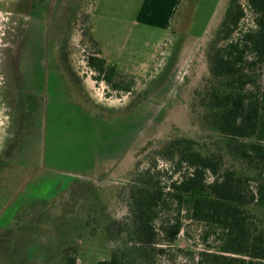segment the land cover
I'll list each match as a JSON object with an SVG mask.
<instances>
[{
    "label": "rangeland",
    "instance_id": "obj_1",
    "mask_svg": "<svg viewBox=\"0 0 264 264\" xmlns=\"http://www.w3.org/2000/svg\"><path fill=\"white\" fill-rule=\"evenodd\" d=\"M179 1L67 0L62 17V0H0V158L9 161L0 170V264L108 260L101 231L93 234L94 214L102 223L107 216L121 221L125 185L142 150L198 129L189 96L208 74V48L229 0ZM30 16L42 20L46 51L60 39L54 50L68 59V76L44 62L38 78L19 74L28 35L40 32ZM250 27L247 10L241 28ZM99 51L133 81L130 92L97 79L87 60ZM27 95L40 107L27 110ZM30 133L35 137L26 138ZM185 231L190 239L181 235L178 247L199 244V227ZM168 250L165 261L186 264L177 249Z\"/></svg>",
    "mask_w": 264,
    "mask_h": 264
},
{
    "label": "trees",
    "instance_id": "obj_2",
    "mask_svg": "<svg viewBox=\"0 0 264 264\" xmlns=\"http://www.w3.org/2000/svg\"><path fill=\"white\" fill-rule=\"evenodd\" d=\"M247 10L252 27L244 29ZM207 60L189 96L198 129L142 150L121 221L94 214L93 234L101 231L111 250L97 264H176L163 259L168 249L186 264H264V0L228 1ZM87 64L112 90L130 92L133 81L100 51ZM187 225L200 228L199 244L178 247L181 235L190 239Z\"/></svg>",
    "mask_w": 264,
    "mask_h": 264
},
{
    "label": "flooded vegetation",
    "instance_id": "obj_3",
    "mask_svg": "<svg viewBox=\"0 0 264 264\" xmlns=\"http://www.w3.org/2000/svg\"><path fill=\"white\" fill-rule=\"evenodd\" d=\"M66 2H67V0H65V1L62 0V3H61V8H62L61 9V13L65 12V13L62 14L63 15L62 17H64V14L68 13L66 11L67 10V6H66V8L63 11L64 5H65ZM56 3H57V1H56ZM65 17H67V16H65ZM30 18H31V16H30ZM31 19L34 20L35 18L34 19L31 18ZM41 21H42L41 18H38L37 22H35V20H34L33 23L30 24V25H33L32 28L34 27V25H36L35 27L37 29H35V30H40V32L38 31L39 35L37 33H33L31 37L28 35V38L25 41V46H24V49H25L24 56H22L21 59L19 60L20 66L22 65V67L19 68V63H17L18 69H20L19 70V74L21 73V75H23L24 78H26L25 73L30 72L31 74H34L36 72V74H37L36 78H38L40 76V72L39 71H40V69H42L41 66H43L42 64L44 62V64H46V69H48V71H49L50 68H52L50 63H54L53 69L55 71L53 70V72L55 74H58V76L61 78V76H62V68H64V70H65L64 73L68 76L69 75L68 74V69L65 66V61L67 63L68 59L66 58V60L64 61L63 57H65V55H63V57H62V54H61L60 51H59V53H56V51L54 50L56 48V50L58 51V44L57 43H59L60 39L59 38H58V40L53 39L52 48H51V46H49V48H48L49 50L46 51L47 48L45 47V44H44L43 40L41 39V31L45 30L43 28V25L41 24ZM27 25H28V23H27ZM67 28L68 27H66L65 29H67ZM63 30L64 29H61V30L58 29V31L55 30V35L57 37H59ZM35 36H37L36 39H35ZM46 44H47L46 46L48 47V41H47ZM46 69H44V71L47 73ZM30 70H32L33 72H31ZM41 84H42V82L39 80V85H41ZM70 89H72V87H70ZM25 98H26L25 100H28L29 98L32 99V100L29 101V102H31L29 104H28L27 101H26L27 103L25 102V105H26L25 107L27 108V110L34 108L35 104H37V106L40 107V101H38L35 104L32 102L33 99H35L33 95H27V96H25ZM37 99L39 100V98H37ZM39 113L41 114V111ZM34 114L35 113H33V115ZM26 120H27V118H26ZM20 122H21V120H20ZM37 122H39V121L38 120L36 121L34 116L30 119V124L32 126L34 125L33 128L37 125ZM33 128H32V130H33ZM39 130H41V129H39ZM28 135H30V136H28ZM27 137L30 139L31 137L32 138L35 137V135H33V133H30V134L26 135V138ZM73 184L75 185L76 183H73ZM74 185H72L71 187H73ZM15 197L16 196H13L12 198L9 199L10 203L8 201H6L5 204L7 205V207L12 206L14 204L13 202L15 201ZM7 227H8V225H7ZM11 228H12V225H11L10 228H8V230H10Z\"/></svg>",
    "mask_w": 264,
    "mask_h": 264
},
{
    "label": "crops",
    "instance_id": "obj_4",
    "mask_svg": "<svg viewBox=\"0 0 264 264\" xmlns=\"http://www.w3.org/2000/svg\"><path fill=\"white\" fill-rule=\"evenodd\" d=\"M181 2V0L179 1V3Z\"/></svg>",
    "mask_w": 264,
    "mask_h": 264
}]
</instances>
